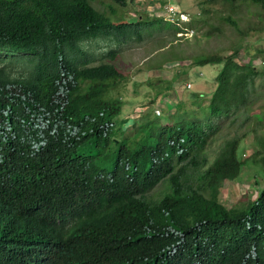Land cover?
<instances>
[{
	"label": "trees",
	"instance_id": "1",
	"mask_svg": "<svg viewBox=\"0 0 264 264\" xmlns=\"http://www.w3.org/2000/svg\"><path fill=\"white\" fill-rule=\"evenodd\" d=\"M104 1L108 12L94 5ZM221 1L264 13V0ZM113 4L127 0H0V48L10 56L0 59V134L9 135L0 141V264H264V185L244 206L218 198L245 165L264 171V127L245 158L237 134L205 153L223 119L240 108L247 118L264 65L236 61L237 47L195 55V67L219 66L206 104L193 93L197 112L164 123L144 113L126 134L117 49L151 31L176 40L179 29L161 17L128 21ZM161 181L167 192L148 199Z\"/></svg>",
	"mask_w": 264,
	"mask_h": 264
},
{
	"label": "rangeland",
	"instance_id": "2",
	"mask_svg": "<svg viewBox=\"0 0 264 264\" xmlns=\"http://www.w3.org/2000/svg\"><path fill=\"white\" fill-rule=\"evenodd\" d=\"M130 1L127 0L125 7L113 4L126 20L133 21L139 16L154 17L152 13L156 10L157 0ZM176 1L192 21V36L178 37L175 34L177 39L174 40L167 31H151L149 36L143 35L141 41L125 43L116 51L113 63L125 76V80L117 86V93L122 102L119 116L126 119L122 125L126 134H130L133 129L131 122L144 118V113H153L159 122L164 123L169 122L173 114L197 112L198 107L192 104L196 102L192 98L193 93H200L197 97L200 105L206 104L219 66L195 67L190 62L191 57L211 52L225 56L237 47L234 55L236 61L259 68L264 65L261 60L264 54V13L257 5L242 1H235L231 6L221 0ZM108 3L110 1L94 5L108 12ZM136 3L139 5L135 6ZM225 16L234 20L237 29L223 19ZM210 26L218 27V31H208ZM240 32H244L243 36ZM161 45L163 47H159ZM103 48L99 44L95 55ZM180 70H185L186 75ZM164 85H168V89H163ZM255 85V92L250 94L246 106L247 118L241 121L244 113H241L240 108L223 119L215 139L206 146L207 155L214 154L223 138L232 134L242 135L236 150L239 159L258 149V143L252 135L258 132H254L255 128H259L258 125L264 127V87L258 86V81ZM157 89L163 94H155ZM240 170L236 179L223 182L219 189L218 198L225 207L244 206L264 185V171H256L250 164ZM164 190L165 184L161 183L151 192L153 196H159Z\"/></svg>",
	"mask_w": 264,
	"mask_h": 264
},
{
	"label": "clouds",
	"instance_id": "3",
	"mask_svg": "<svg viewBox=\"0 0 264 264\" xmlns=\"http://www.w3.org/2000/svg\"><path fill=\"white\" fill-rule=\"evenodd\" d=\"M155 3H156V5H157L158 8H159L158 10H160V9L162 8V5H164V4H162V3H159L158 0L155 1ZM166 3H169V2H166ZM166 3H165V4H166ZM170 4H171V3H170ZM173 6H174V5H173ZM175 7H176V6H175ZM155 8H156V7H155ZM176 8H177L178 10H180V11H183V10L180 9V7H176ZM156 10H157V8H156ZM156 10H155V11H156ZM184 12H185V11H184ZM152 16H154V17H161L162 20L167 21V22H170V21L164 19L162 15H159V16L154 15V12L152 13ZM189 20H190V17L188 18L187 21H185L184 23H182V25H181L180 27L177 26L179 30H178L175 34L177 35V33L179 32L180 35H177L178 37L182 36L181 34L184 32V28H188L186 24L189 22ZM170 23H172V22H170ZM190 29H191V28H190ZM191 30H192V29H191ZM193 33H194V32H193ZM193 33H192V34H193ZM175 38H176V36H175ZM184 38H185V37H184ZM187 38H188V37H187ZM176 39H177V38H176ZM18 56H19L18 54H14V55L11 56V57H12V58H18ZM8 58H10V56L8 55V52H6L5 49L0 48V59H2V62L4 63ZM7 137H9L8 134H0V141H3V140L6 141ZM0 144H1V143H0ZM30 144H31V146H34V145L36 144L35 140H34V139H31V140H30ZM161 183H164V181L158 182V183L155 184L150 190H148V192L146 193L148 199H158V198L161 197L165 192H167V187L165 186V190L162 191L161 194H160L159 196H153V195H152L151 190H152L155 186H158V185L161 184ZM164 184H165V183H164ZM4 206H5L4 204L0 203V214H1V212H2V210H3V208H4Z\"/></svg>",
	"mask_w": 264,
	"mask_h": 264
},
{
	"label": "built area",
	"instance_id": "4",
	"mask_svg": "<svg viewBox=\"0 0 264 264\" xmlns=\"http://www.w3.org/2000/svg\"><path fill=\"white\" fill-rule=\"evenodd\" d=\"M156 8L157 10L154 11V15H162L164 19L172 22L176 26L180 27L182 23L188 20V14L186 12L178 10L170 3L162 5L160 10H158V6H156ZM188 33L190 34L189 36ZM177 35H180V33L178 32ZM181 35L190 37L192 36V30L190 28H184V32Z\"/></svg>",
	"mask_w": 264,
	"mask_h": 264
},
{
	"label": "crops",
	"instance_id": "5",
	"mask_svg": "<svg viewBox=\"0 0 264 264\" xmlns=\"http://www.w3.org/2000/svg\"><path fill=\"white\" fill-rule=\"evenodd\" d=\"M141 1V0H140ZM163 2H162V4H165L166 2H169V3H173L172 5H174V6H176V7H179V4L177 3V1L176 0H162ZM158 2L160 3V0H158ZM135 6H136V4H135Z\"/></svg>",
	"mask_w": 264,
	"mask_h": 264
}]
</instances>
